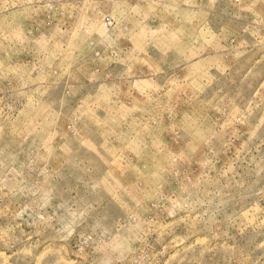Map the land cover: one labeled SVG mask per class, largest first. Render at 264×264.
<instances>
[{"label": "rangeland", "instance_id": "1", "mask_svg": "<svg viewBox=\"0 0 264 264\" xmlns=\"http://www.w3.org/2000/svg\"><path fill=\"white\" fill-rule=\"evenodd\" d=\"M0 264H264V0H0Z\"/></svg>", "mask_w": 264, "mask_h": 264}]
</instances>
